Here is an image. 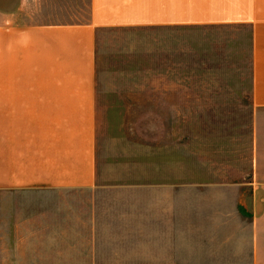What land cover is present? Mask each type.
Listing matches in <instances>:
<instances>
[{"label":"crops","instance_id":"1","mask_svg":"<svg viewBox=\"0 0 264 264\" xmlns=\"http://www.w3.org/2000/svg\"><path fill=\"white\" fill-rule=\"evenodd\" d=\"M153 28L249 32L250 153L223 175L224 242L228 264H264V0H0V264H179L180 194L135 224L96 172L97 34Z\"/></svg>","mask_w":264,"mask_h":264},{"label":"rangeland","instance_id":"2","mask_svg":"<svg viewBox=\"0 0 264 264\" xmlns=\"http://www.w3.org/2000/svg\"><path fill=\"white\" fill-rule=\"evenodd\" d=\"M249 63L247 30L97 34L99 183L125 192L116 202L133 206L135 224L158 216L159 191L180 194L179 264H228L237 254L224 242L228 226L237 225L228 213L234 199L221 191L224 174L248 169Z\"/></svg>","mask_w":264,"mask_h":264}]
</instances>
